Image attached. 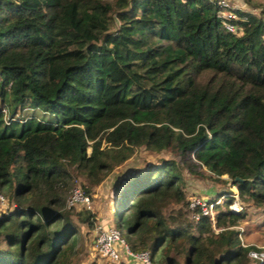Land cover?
I'll list each match as a JSON object with an SVG mask.
<instances>
[{
    "label": "trees",
    "instance_id": "16d2710c",
    "mask_svg": "<svg viewBox=\"0 0 264 264\" xmlns=\"http://www.w3.org/2000/svg\"><path fill=\"white\" fill-rule=\"evenodd\" d=\"M219 11L211 0H0V194L11 204L0 264H72L78 223L95 219L66 206L71 189L92 200L140 148L172 158L118 180L129 250L151 264L250 263L237 224L250 236L264 215V19L234 9L230 32ZM182 169L226 176L240 209L226 191L202 197L221 198L212 220L189 207Z\"/></svg>",
    "mask_w": 264,
    "mask_h": 264
},
{
    "label": "rangeland",
    "instance_id": "374dc122",
    "mask_svg": "<svg viewBox=\"0 0 264 264\" xmlns=\"http://www.w3.org/2000/svg\"><path fill=\"white\" fill-rule=\"evenodd\" d=\"M233 9H238L246 12L253 13L257 16H260L264 19V6L262 4V0H227ZM118 22L115 20L111 24V28L117 25ZM239 33V31H238ZM34 111V112H31ZM26 115L33 114L35 116H40L41 112L39 110H25ZM49 114H44V118H49ZM170 153L162 151L159 154L155 153H147L142 148L135 151V153L121 166L117 167L111 173H109L106 178L101 182V184L95 189L92 200L90 199L89 205L91 210L94 213V225L101 226H110L116 227V221L119 217V207L117 198L115 196L116 187L121 179L129 176L134 170L144 167L147 164H156L162 158L168 159L172 158ZM184 185L183 191L187 198H209L211 196L222 193L223 191L234 193L236 196L235 187L231 186V182L227 179L226 176H222L219 179L222 181H213L209 179H200L194 176L189 175L185 169L181 171ZM119 180V181H118ZM78 179H75L73 182V186L77 185ZM72 186V187H73ZM118 188V187H117ZM209 191V192H208ZM221 201V198L217 200ZM115 202V203H114ZM233 202H236L238 207H241L238 201V198H233ZM114 204L116 208L114 209ZM233 204V203H232ZM7 207L6 210L11 209V204L3 199L0 201V213H2L4 208ZM177 206H172V208H176ZM248 211L252 213H256L257 211H262L260 208L248 207ZM255 211V212H254ZM213 213V211H211ZM263 213V212H261ZM260 218V222L262 225L260 229L256 226V224L252 225V235L245 236L243 222L238 223V231L241 233L242 243L247 245H264V215L262 214ZM79 226V240H78V254L73 259L72 264H108L104 260H102L96 253V250L93 246V239L95 236L94 229H88L84 223H78ZM94 226V227H95ZM261 229L263 233L261 232ZM124 231V230H123ZM260 231V232H258ZM118 248H120L118 246ZM251 264V263H249Z\"/></svg>",
    "mask_w": 264,
    "mask_h": 264
},
{
    "label": "built area",
    "instance_id": "2783aa9c",
    "mask_svg": "<svg viewBox=\"0 0 264 264\" xmlns=\"http://www.w3.org/2000/svg\"><path fill=\"white\" fill-rule=\"evenodd\" d=\"M218 7H220V11L218 12L219 17L223 20V26L227 31L234 32L237 28L235 25L231 23V20L236 19L234 9L228 3L227 0H211ZM232 198H236V196L230 193ZM5 199L0 194V201ZM90 198L83 194L78 188H72L69 196L66 199V206L72 205H85L87 208L89 205ZM206 201L203 198L193 197L190 199L189 207L200 206L202 210V214H207L212 220V204H217L218 201L215 200L213 203L206 205ZM229 206L232 211H238L240 207H238L236 202H233ZM7 207L4 208L6 210ZM95 236L93 239V246L96 250L97 255L107 262L108 264H151L149 261V256L147 251L141 252H132L127 247L123 238L121 237V233L119 229L110 226H101L96 225L94 227ZM118 246L120 248H118ZM242 246H247V244H243ZM253 249H249L247 252V256L250 259L251 264H264V245H253Z\"/></svg>",
    "mask_w": 264,
    "mask_h": 264
},
{
    "label": "water",
    "instance_id": "95a60500",
    "mask_svg": "<svg viewBox=\"0 0 264 264\" xmlns=\"http://www.w3.org/2000/svg\"><path fill=\"white\" fill-rule=\"evenodd\" d=\"M235 180H237V178H234V179H233V181H235ZM231 184H232V182H231Z\"/></svg>",
    "mask_w": 264,
    "mask_h": 264
}]
</instances>
